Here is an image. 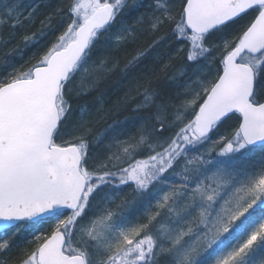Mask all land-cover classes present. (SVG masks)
<instances>
[{
    "label": "snow or ice",
    "instance_id": "1",
    "mask_svg": "<svg viewBox=\"0 0 264 264\" xmlns=\"http://www.w3.org/2000/svg\"><path fill=\"white\" fill-rule=\"evenodd\" d=\"M0 264H264V0H0Z\"/></svg>",
    "mask_w": 264,
    "mask_h": 264
},
{
    "label": "rangeland",
    "instance_id": "2",
    "mask_svg": "<svg viewBox=\"0 0 264 264\" xmlns=\"http://www.w3.org/2000/svg\"><path fill=\"white\" fill-rule=\"evenodd\" d=\"M46 0H22V2L25 4V6L28 5H38V4H43ZM120 118H123V116H121Z\"/></svg>",
    "mask_w": 264,
    "mask_h": 264
},
{
    "label": "trees",
    "instance_id": "3",
    "mask_svg": "<svg viewBox=\"0 0 264 264\" xmlns=\"http://www.w3.org/2000/svg\"><path fill=\"white\" fill-rule=\"evenodd\" d=\"M45 2H46V1H45ZM45 2H44V3H45ZM51 2H52V3H56V2H57V0H51ZM63 2H64V3H66V2H67V0H63ZM43 11H44V9H43V8H41V9H40V12H41V13H43ZM121 119H123V118H121Z\"/></svg>",
    "mask_w": 264,
    "mask_h": 264
}]
</instances>
